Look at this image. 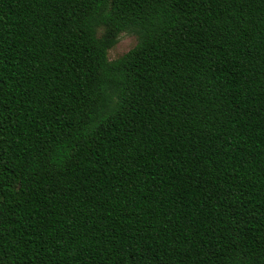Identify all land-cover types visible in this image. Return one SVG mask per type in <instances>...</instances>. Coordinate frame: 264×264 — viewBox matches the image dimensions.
<instances>
[{
  "label": "trees",
  "instance_id": "16d2710c",
  "mask_svg": "<svg viewBox=\"0 0 264 264\" xmlns=\"http://www.w3.org/2000/svg\"><path fill=\"white\" fill-rule=\"evenodd\" d=\"M0 264H264V0H0Z\"/></svg>",
  "mask_w": 264,
  "mask_h": 264
},
{
  "label": "rangeland",
  "instance_id": "374dc122",
  "mask_svg": "<svg viewBox=\"0 0 264 264\" xmlns=\"http://www.w3.org/2000/svg\"><path fill=\"white\" fill-rule=\"evenodd\" d=\"M137 41L136 33L132 31L121 32L112 46L107 50L109 60L115 59L131 48Z\"/></svg>",
  "mask_w": 264,
  "mask_h": 264
}]
</instances>
